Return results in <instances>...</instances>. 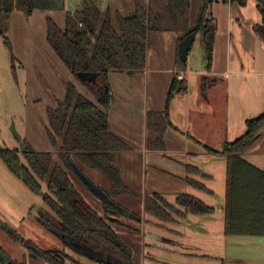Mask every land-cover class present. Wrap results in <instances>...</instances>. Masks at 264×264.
Listing matches in <instances>:
<instances>
[{
    "label": "trees",
    "instance_id": "trees-1",
    "mask_svg": "<svg viewBox=\"0 0 264 264\" xmlns=\"http://www.w3.org/2000/svg\"><path fill=\"white\" fill-rule=\"evenodd\" d=\"M36 0H0V35L15 61L13 46L6 35L9 29L10 14L14 9L30 16L36 8ZM44 9H56L52 0H41ZM218 0H201L199 11L192 21L189 11L191 0H147L145 4L135 0V8L128 15L120 10H103L99 0H83L82 6L73 11L67 10L65 26L61 28L50 16L46 17L47 40L57 55L74 76L66 82V93L62 98L55 97V106H47V134L53 146L59 148V161H54L48 150L36 149L27 139L21 148H0V156L11 172L26 184L34 193H42V182L47 183L45 203L56 213L60 223L53 230L65 247L96 261L98 264H136L132 248L121 240L113 229V224L122 225L120 218L129 216L117 202L119 196L133 195L142 199L143 210L164 222H175L177 216L187 213L211 215L215 208L202 199L189 193L176 197V206L158 192L137 190L127 183L119 165V156L130 146L111 126L109 108L112 95L107 102L99 99L97 86L82 82L77 74L90 72L97 74L98 82L110 88L111 73L127 74L134 78L147 68L150 36L153 33L172 31L178 35L175 69L168 88L164 108L148 110L147 128L156 133V138L146 140L150 150L165 151V132L173 127L169 109L173 98L186 94L189 83L179 75L187 69V61L178 55L181 40L191 32L203 33L208 69L212 66L214 46L218 31L211 6ZM245 5L247 0H230ZM262 14V23L256 31L264 40V0H257ZM10 4V9H7ZM194 43V41H193ZM77 81L87 86L96 97L92 100L82 93ZM77 82V83H76ZM100 86V85H98ZM245 133L234 141L226 140L221 149L204 145L207 152L223 155L226 159L227 181L224 205V231L227 235H264V170L244 157L248 149L260 139L264 125V111L246 120ZM191 139H194L191 135ZM60 140V141H59ZM70 161L75 162L84 172L83 166L101 173L109 182V190H104L112 202L98 200L102 207L99 214L81 194L70 177ZM185 182L203 191H211L204 183L188 174L209 177L199 167L186 164ZM126 225V224H125ZM0 226L15 243H23L20 233L2 222ZM128 226V225H127ZM131 228V227H130ZM140 232L139 228H131ZM27 248L37 257H43L49 264H65L68 254L59 250L46 251L27 241ZM3 251V250H2ZM0 262L10 264L11 258L2 253ZM82 264V263H79Z\"/></svg>",
    "mask_w": 264,
    "mask_h": 264
},
{
    "label": "crops",
    "instance_id": "crops-1",
    "mask_svg": "<svg viewBox=\"0 0 264 264\" xmlns=\"http://www.w3.org/2000/svg\"><path fill=\"white\" fill-rule=\"evenodd\" d=\"M66 6L67 0L63 9L36 7L30 16L24 11L14 9L10 14L7 36L12 42L15 57L11 70L17 76L16 85H19L22 74V82L27 88V94L24 96L26 107L30 105L33 108L32 114L27 115V129L32 139L36 131L41 135V116L47 132V106H55V97H64L66 82L74 79L70 70L49 44L46 32L47 16L64 28ZM211 12L218 25L212 66L208 69L207 64L203 62L200 68L196 70L190 68L187 71L190 50L185 70L187 73L183 74L185 71L180 73L183 79L188 81L189 90L186 94L176 95L171 102L169 117L173 127H168L165 132L164 140L167 148L165 151L150 150L146 147L148 138H156V133L147 128L146 114L148 110L164 108L175 69L178 38L175 32L159 33L157 35L159 38L154 41L157 47L148 48L147 65L151 63V70L154 72L145 84L146 89H151L153 104L157 102V106L139 111L138 118L141 119L139 124L134 122L133 114L125 112L127 108L125 96H130V102L133 100L132 95L135 91L133 83H137L135 80L131 84L129 79L132 78L127 74L111 73L108 92L98 79L91 82L93 86H97L96 92L99 93L102 102H107L109 95H112V105L109 108L110 122L113 126L114 116L117 119L116 124L120 127L116 130H121V133H116L113 128L112 130L130 146L127 152H130V155L148 154L150 164L143 161V168L147 172L143 184H148L151 189L148 192H158L166 199L167 196L176 198L183 191L196 196L193 191L200 190L185 182L186 164L197 166L209 174V177L188 174L209 187L205 181L213 180L215 175L213 171L197 163L201 157H207L209 153L204 145L221 149L226 140L234 141L245 133L248 118L264 111V44L261 42L264 40L256 31V26L262 23L257 0H247L245 5L236 1L218 0L211 6ZM9 67L11 65H0V73H4L3 71L8 70ZM0 78L3 85H10L9 81L5 83L3 75ZM85 94L96 101L91 91ZM0 98H3L2 101L6 98L2 88ZM120 112L122 114L119 116ZM261 133L260 139L246 151L244 157L264 170V125L261 127ZM129 135L140 137L138 150L133 149L127 142ZM190 135L194 139H191ZM32 139L30 143L41 150V145H37ZM137 167L138 165L133 166L134 169ZM132 172L137 178V174ZM209 188L211 191L205 192L214 194V189ZM204 216L206 215L189 212L175 222L166 223L179 225L183 220L191 219V228L197 231L201 227L204 229L206 224L212 225V228L218 227L212 218L216 216V210L210 215L211 219L206 221ZM224 229L223 223L217 236L222 248L220 251L212 254L201 248L202 251L198 253L188 252L186 250L193 248L195 244L186 241L183 243L184 251L172 249V254L181 258L167 264H211L206 260L212 258L214 261L212 264H264V235H227ZM170 230L180 232L177 229Z\"/></svg>",
    "mask_w": 264,
    "mask_h": 264
},
{
    "label": "rangeland",
    "instance_id": "rangeland-1",
    "mask_svg": "<svg viewBox=\"0 0 264 264\" xmlns=\"http://www.w3.org/2000/svg\"><path fill=\"white\" fill-rule=\"evenodd\" d=\"M99 1V5L103 10H106L109 7L112 9L118 8L123 15H128L135 8L134 0ZM139 1L143 4L147 2V0ZM82 3L83 0H67L66 9L73 11L80 8ZM200 4L201 0H191V8L189 11L191 20L195 19ZM158 34L159 33H153L150 36L149 47L151 49L157 47V44L154 41H157L159 38L157 37ZM164 35L162 36L164 37ZM167 37L169 39V36ZM165 41L164 38V42ZM261 42L264 44V41ZM255 48H257L256 44ZM203 62L207 64L206 50L203 43V33L199 32L194 38L187 71L190 68H193V70L200 68ZM4 64L11 65V67H9L8 70H4V73H0V76L3 75L5 77V83L6 81H9L11 86L9 84L3 85L0 78V90L2 88L6 96L4 101H2L3 98H0V148L19 149L21 148L23 139H27L29 142L32 139V136L30 137L29 130L27 129V115L29 113L30 115L32 114L33 108L30 105L26 107L24 96L27 94V88L24 82H22V74L20 75L19 85H16L17 76L14 74L13 70H11L13 66L11 54L4 45L3 36L0 35V65ZM151 69L152 65L149 63L143 72L136 74L133 79H129L131 84L134 80L137 83H133L135 88L134 95H132L133 100L130 102V96H125L127 105L125 112L134 115L133 120L136 124H139L141 121V119L138 118L139 111H145L157 106V102L153 104L151 89H146L145 84L148 81L147 79H150L149 77L154 72ZM187 71L183 72V74H186ZM77 82L79 90L84 94L86 92L88 93L89 89L83 83L79 81ZM120 114L122 113L120 112L118 115L120 116ZM116 120L117 119L113 116L112 128L116 133H121V130H116L120 129L116 124ZM40 121L41 135L36 131L33 139L37 145H41V150L52 152L54 161H59V148L53 146L49 141L42 116ZM127 137V142L132 148L138 150L140 137H134L131 135ZM138 155L140 157H138ZM206 156L207 157H201L197 163L213 171L215 175L214 179L205 181V183L214 189V194H208L201 190L193 191V193L206 204L215 208L216 216L212 218L218 227L212 228V225L206 224L204 229L201 227V229L197 231L195 228H191V219H185L183 222L186 220L188 221L186 223L181 222L179 225L166 223L148 213H145L143 210L142 199L139 197L127 195L119 196L116 199L129 216L120 218L123 223L122 225L112 223V226L121 240L134 251L136 264H167L171 261L175 262V260H179L181 256L178 257L177 255L172 254V249L184 251L183 243H186V241H192L191 243L195 244L193 248L186 250L188 252L198 253L204 248V251H209L214 254V252L222 249L217 236L224 223L225 190L227 181L226 161L223 155L207 153ZM143 161L150 164L148 154L141 155L138 153L130 155V152L123 151L119 156V165L124 180L137 190L142 191V193L151 191L148 184H143L145 178H147V172L143 168ZM134 165H138V167L134 169ZM149 167L150 166H147V168ZM83 168L84 173L96 185L103 190H109V182L105 176L86 166H83ZM132 171L137 174V178H135ZM69 173L71 179L74 181L83 197L86 198L99 214H102L103 211L98 197L89 190L76 172L72 170ZM46 192H48L46 181L42 182V193H34L11 172L0 156V220L17 230L24 240L22 244L15 243L0 226V248L1 251L3 250L2 253L11 258L12 261H10V264H49L46 259L33 255V253L27 248L28 245L25 243L31 241L35 246L41 248V250H59L62 253L68 254L69 257L65 258V264H98L96 261L91 260L89 257L76 250L70 247H65L60 238L61 234L59 231H57L58 233L53 232L54 229L57 230V226L54 224H57L58 222L59 225L60 220L56 213L45 203L43 197ZM167 199L176 205L175 196H167ZM178 207L180 208V206ZM173 214L175 217L179 218L176 213ZM203 218H206V221L211 219L210 215H206ZM130 227L136 229L139 228L140 232H135L131 230ZM170 229H177L180 232H172ZM206 262L212 264L214 261L212 258L207 259ZM0 264L3 263L0 262Z\"/></svg>",
    "mask_w": 264,
    "mask_h": 264
},
{
    "label": "water",
    "instance_id": "water-1",
    "mask_svg": "<svg viewBox=\"0 0 264 264\" xmlns=\"http://www.w3.org/2000/svg\"><path fill=\"white\" fill-rule=\"evenodd\" d=\"M56 4V9H63L65 6V0H52ZM35 5L38 8H44V4L41 0H36ZM10 4H8L7 9H10ZM7 35V33H6ZM196 33L191 32L186 37H184L178 46V55L179 58L182 61H187L188 54L192 48L193 41L195 38ZM78 78L82 82H95L97 79V74L90 73V72H79L77 74ZM105 90L108 92L109 88L108 86H105ZM72 170L78 174V176L81 178V180L84 182V184L89 188V190L96 196H98L100 199L106 200L108 202H112L107 195V193L100 188L98 185H96L84 172L81 170V168L73 161L69 162ZM0 224H2V221L0 220ZM113 262L116 264H122L121 261L113 259Z\"/></svg>",
    "mask_w": 264,
    "mask_h": 264
},
{
    "label": "built area",
    "instance_id": "built-area-1",
    "mask_svg": "<svg viewBox=\"0 0 264 264\" xmlns=\"http://www.w3.org/2000/svg\"><path fill=\"white\" fill-rule=\"evenodd\" d=\"M179 78H180V79H183V76H182V74H180V75H179Z\"/></svg>",
    "mask_w": 264,
    "mask_h": 264
}]
</instances>
